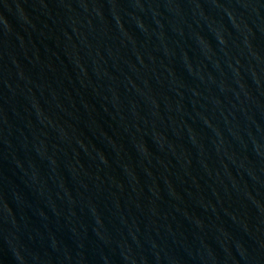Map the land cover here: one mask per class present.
<instances>
[{"label": "water", "instance_id": "water-1", "mask_svg": "<svg viewBox=\"0 0 264 264\" xmlns=\"http://www.w3.org/2000/svg\"><path fill=\"white\" fill-rule=\"evenodd\" d=\"M0 264H264V0H0Z\"/></svg>", "mask_w": 264, "mask_h": 264}]
</instances>
